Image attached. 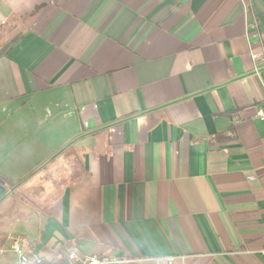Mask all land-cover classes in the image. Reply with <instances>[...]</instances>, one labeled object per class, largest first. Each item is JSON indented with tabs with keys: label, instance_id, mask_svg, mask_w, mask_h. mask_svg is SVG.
Here are the masks:
<instances>
[{
	"label": "crops",
	"instance_id": "obj_1",
	"mask_svg": "<svg viewBox=\"0 0 264 264\" xmlns=\"http://www.w3.org/2000/svg\"><path fill=\"white\" fill-rule=\"evenodd\" d=\"M261 108L264 0H0V252L264 264Z\"/></svg>",
	"mask_w": 264,
	"mask_h": 264
},
{
	"label": "built area",
	"instance_id": "obj_2",
	"mask_svg": "<svg viewBox=\"0 0 264 264\" xmlns=\"http://www.w3.org/2000/svg\"><path fill=\"white\" fill-rule=\"evenodd\" d=\"M260 116H264V109H259ZM11 249L17 256L16 264H45L44 255L41 252L26 250L18 238H14ZM264 256V249L262 250ZM121 260L114 255L83 254L73 249L67 254V264H116Z\"/></svg>",
	"mask_w": 264,
	"mask_h": 264
},
{
	"label": "rangeland",
	"instance_id": "obj_3",
	"mask_svg": "<svg viewBox=\"0 0 264 264\" xmlns=\"http://www.w3.org/2000/svg\"><path fill=\"white\" fill-rule=\"evenodd\" d=\"M13 27V29H11V31H13V32H15V33H19V32H21V29H18V30H16L17 29V27H19V24H20V22H17V21H12L11 23H10ZM21 25V24H20ZM5 249H7L8 250V247H5ZM5 252H0V264H7V262H9V261H11V258L10 257H12L13 258V256H10V254H11V252H10V254L7 252V254L10 256H8V255H6V254H4ZM4 254V255H3Z\"/></svg>",
	"mask_w": 264,
	"mask_h": 264
}]
</instances>
